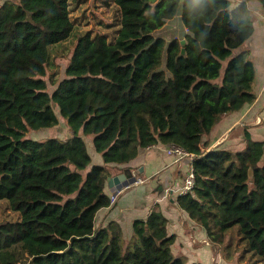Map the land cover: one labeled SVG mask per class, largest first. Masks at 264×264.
I'll return each instance as SVG.
<instances>
[{"label":"trees","instance_id":"obj_1","mask_svg":"<svg viewBox=\"0 0 264 264\" xmlns=\"http://www.w3.org/2000/svg\"><path fill=\"white\" fill-rule=\"evenodd\" d=\"M78 1L0 6V200L20 215L0 225V264H187L173 253L176 236L158 205L133 222L129 239L117 222L96 226L112 205L108 179L156 145L197 155L180 209L215 245L238 226L253 264H264V142L245 130L242 150L209 148L222 118L256 100L254 65L236 50L255 31L249 3L264 9V0H114L112 43L78 32L70 18ZM180 13L184 45L154 36ZM58 47L73 51L50 93ZM58 114L69 138H26L57 127ZM84 137L104 165L91 166Z\"/></svg>","mask_w":264,"mask_h":264},{"label":"crops","instance_id":"obj_2","mask_svg":"<svg viewBox=\"0 0 264 264\" xmlns=\"http://www.w3.org/2000/svg\"><path fill=\"white\" fill-rule=\"evenodd\" d=\"M231 1L237 4L241 0ZM249 9L255 31L241 52L249 54L255 68L253 92L256 100L241 112L222 118L211 135L209 148L223 144L234 151L242 150L245 130L253 140L264 142V9L255 1L249 3ZM167 150L168 147L162 145L150 147L127 165L129 169L126 166L118 169V173L112 177H136L137 182L117 194L106 185L105 192L111 198L115 196L117 199L110 207L97 213L96 226L109 221L117 222L122 227L124 238L129 239L133 234V222L146 219L158 205L168 219L169 234L178 237L173 250L175 255L185 257L190 261L189 264L200 263L199 261L210 263L215 261V257L218 261V247L210 242L207 232L192 221L177 203L182 196L190 161L186 158L175 161L173 156L168 155ZM199 243H205L206 246L198 248Z\"/></svg>","mask_w":264,"mask_h":264},{"label":"rangeland","instance_id":"obj_3","mask_svg":"<svg viewBox=\"0 0 264 264\" xmlns=\"http://www.w3.org/2000/svg\"><path fill=\"white\" fill-rule=\"evenodd\" d=\"M6 0H0V6ZM15 1V0H14ZM70 18L74 25L77 27L79 33L90 32L93 36L97 34L105 35L110 43L114 42L117 37V32L120 28V12L116 7L114 0H79L78 2H71L70 5ZM186 34L184 29L181 13L175 19L167 22L164 28L154 33L157 38H163L166 42H170L173 39H183ZM62 51L61 47H58V51ZM58 54L54 59L53 71H48L46 80L49 84L48 90L50 93L53 92L55 86L50 83L54 72L56 71L57 78L62 80L65 77V69L69 63L73 49L64 50ZM55 54L52 53V57ZM57 112V109H55ZM60 123L57 127L41 129V130H30L26 138L35 141H45L48 139H60L66 140L71 136V131L67 125V121L58 114ZM86 142L88 153L91 157L93 165H104L102 156L98 154L93 147V138L84 137ZM99 160V161H98ZM180 161V160H177ZM113 172V171H112ZM116 173V171H114ZM20 215L11 210L9 204L5 200H0V225L10 221H17ZM190 234V231H188ZM228 239L223 245L214 244L218 247V261L215 257V261L207 263V261H199L200 263L195 264H253V258L249 252H246L245 241L241 239L238 233V226H234L227 233ZM177 238L172 245V250L175 249L177 244ZM211 242V241H210ZM212 243V242H211ZM199 243V247H204ZM215 248V247H214ZM215 251V250H214ZM174 253V252H173ZM175 254V253H174ZM178 256V255H176ZM187 264L190 261L183 257ZM260 264V263H256Z\"/></svg>","mask_w":264,"mask_h":264},{"label":"built area","instance_id":"obj_4","mask_svg":"<svg viewBox=\"0 0 264 264\" xmlns=\"http://www.w3.org/2000/svg\"><path fill=\"white\" fill-rule=\"evenodd\" d=\"M167 153H168V155L173 156L175 161L181 160V159H184V158L190 159L189 172H188V174L185 177V180H184V183H183V188H182V191H181V195H185L189 191H191L194 188V185H195V173H194L193 161L197 157V155L184 152L181 148H179L177 146H169L168 150H167ZM116 199H117V197L113 196L111 198V202L115 203Z\"/></svg>","mask_w":264,"mask_h":264},{"label":"water","instance_id":"obj_5","mask_svg":"<svg viewBox=\"0 0 264 264\" xmlns=\"http://www.w3.org/2000/svg\"><path fill=\"white\" fill-rule=\"evenodd\" d=\"M181 44L184 45L185 44V40L181 41ZM185 50H182V54H184ZM241 53V49H237L236 50V54H240ZM125 174H128V172H125ZM249 176L250 178H252L253 174L252 171H249ZM137 182V178L133 177L130 179H125V177L121 176H116V177H111L108 179V187L111 189L112 192L116 193L118 191H122V189L124 188H128L131 185L135 184Z\"/></svg>","mask_w":264,"mask_h":264}]
</instances>
